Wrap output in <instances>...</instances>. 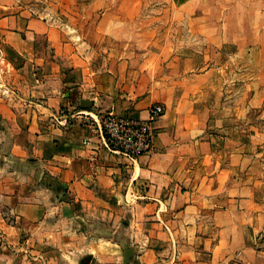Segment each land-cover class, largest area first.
Segmentation results:
<instances>
[{"label":"crops","instance_id":"0c3cea01","mask_svg":"<svg viewBox=\"0 0 264 264\" xmlns=\"http://www.w3.org/2000/svg\"><path fill=\"white\" fill-rule=\"evenodd\" d=\"M263 72L264 0H0V264H264ZM156 104L110 153L98 123Z\"/></svg>","mask_w":264,"mask_h":264},{"label":"built area","instance_id":"2783aa9c","mask_svg":"<svg viewBox=\"0 0 264 264\" xmlns=\"http://www.w3.org/2000/svg\"><path fill=\"white\" fill-rule=\"evenodd\" d=\"M163 113V106L156 104L149 109L148 119L143 121L108 115L98 123V130L110 153L137 158L150 151L153 141L152 125Z\"/></svg>","mask_w":264,"mask_h":264},{"label":"rangeland","instance_id":"374dc122","mask_svg":"<svg viewBox=\"0 0 264 264\" xmlns=\"http://www.w3.org/2000/svg\"><path fill=\"white\" fill-rule=\"evenodd\" d=\"M151 8H153L152 6H150ZM261 57L260 54L256 55V60L259 59ZM254 58L252 60V68L250 69H245L244 66L245 64L243 62H239L236 61L235 63L231 64L230 68L231 69H223L220 71L219 76H220V81L222 82V86H223V93L225 94H241L243 93L244 90V86H243V82L244 79L247 78H256L259 77V70L258 69H254L253 66L256 64V61L254 62ZM264 73V72H263ZM233 83L236 84L235 86H233ZM260 87H255V88H251V94L255 95V94H259L261 93L262 87L259 91ZM263 92H264V87H263ZM259 105L257 104V102L253 101V110L258 109ZM122 118V117H119ZM255 117H253V121H255ZM260 152V151H258ZM261 152H264L261 151ZM261 174H264V154L258 158L257 163H255L254 168L252 169V172L250 174V176L252 177V180L256 179H261L259 177H261ZM264 179V175L262 177ZM14 217L12 215H8L6 214V212L2 211L0 209V238H3V236H6L7 233H5L4 227H6L8 224L10 225L12 223V221H14ZM16 226V225H15Z\"/></svg>","mask_w":264,"mask_h":264},{"label":"water","instance_id":"95a60500","mask_svg":"<svg viewBox=\"0 0 264 264\" xmlns=\"http://www.w3.org/2000/svg\"><path fill=\"white\" fill-rule=\"evenodd\" d=\"M89 262L88 261H86L84 264H88Z\"/></svg>","mask_w":264,"mask_h":264}]
</instances>
